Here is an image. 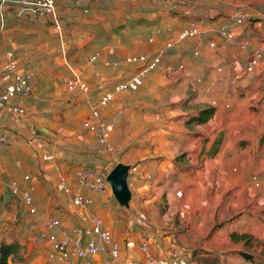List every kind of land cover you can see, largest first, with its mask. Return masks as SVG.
Wrapping results in <instances>:
<instances>
[{
	"label": "crops",
	"instance_id": "obj_1",
	"mask_svg": "<svg viewBox=\"0 0 264 264\" xmlns=\"http://www.w3.org/2000/svg\"><path fill=\"white\" fill-rule=\"evenodd\" d=\"M57 1L60 27L32 7L20 11L11 2L0 8V70L13 51L34 87L31 95L15 98L29 116L16 121L0 106V203L7 198L3 189L17 181L22 190L35 186L43 216L50 215L47 201L72 208L58 186L56 165L70 177L80 166L103 168V157L93 156L97 135L85 127L96 107L124 154L112 169L131 166L132 198L124 207L112 188L107 196L85 189L94 199L87 212L101 216L120 242L148 239L157 256L168 257L179 245L201 264H247V242L264 247V75L239 73L245 56L264 48V20L239 24L235 16L264 12V0ZM192 21L203 34L180 39ZM210 23L230 25L236 40L212 31ZM161 51V62L142 85L116 92ZM144 55L145 61L125 62ZM76 77L87 91L68 89ZM107 92H116L115 98L100 106ZM208 107L216 109L208 122L190 121ZM0 223L27 245L31 264L54 263L48 258L52 245L34 239L42 224L25 207L18 216H0ZM122 251L125 257L124 245ZM206 256L219 260L205 262ZM142 257L137 251L136 260Z\"/></svg>",
	"mask_w": 264,
	"mask_h": 264
},
{
	"label": "built area",
	"instance_id": "obj_2",
	"mask_svg": "<svg viewBox=\"0 0 264 264\" xmlns=\"http://www.w3.org/2000/svg\"><path fill=\"white\" fill-rule=\"evenodd\" d=\"M11 2H16L20 11L32 7L35 12L41 16L51 19L56 27H60V15L58 11L57 0H0V8H5ZM264 20V12H241L235 16L239 24L249 20ZM210 29L216 31L220 36L226 37L229 41L236 40L234 29L228 24L220 26L210 23ZM203 34V31L195 21L184 28L180 34V39H187ZM215 46V42L210 44ZM242 50L248 49V41L239 42ZM172 43L168 44V47ZM162 52L150 59L133 77L120 83L116 92H122L127 89H137L143 83L144 75L155 69L161 62ZM7 62L0 70V106L4 105L13 113L16 121L25 118L31 114V111L15 101L17 95L29 96L33 92V76L29 72H22L18 67L13 51L6 53ZM97 55L91 60L94 61ZM148 59L144 56H129L125 62H138ZM111 64V63H108ZM119 64V62L113 63ZM260 70L264 75V48L257 47L247 54L240 65L239 74H253ZM222 71V67H218ZM67 87L70 90L80 89L87 91L89 86L82 79L76 77L68 80ZM116 92H107L100 99V106H107L116 95ZM85 127L95 131L97 135V149L101 153H113L118 145L112 143L110 129L101 121L100 112L93 107L92 118L85 122ZM5 141L4 139H2ZM193 160V159H192ZM58 170V186L68 197L71 205L77 210L83 225L75 226L69 229L63 221L53 215L43 216L34 202L36 188L30 185L27 189L22 190L17 181L9 183L8 187L15 195H21L22 203L30 214L42 224V228L37 232L38 242L48 241L52 245L49 258L56 264H98V257L105 255L101 264H200L196 257L185 252L179 247H173L168 257L154 255L150 249V242L144 237L134 239H125L120 242L114 236L112 230L108 228L101 216L96 213H88V209L94 203V199L84 193L89 190L103 195L111 190V185L107 180L106 173L95 169L80 166L75 170L74 176L70 177L66 173ZM26 179L30 177L25 176ZM31 230H35V225H30ZM122 245L126 250L125 257L122 251ZM137 251L143 257L136 260Z\"/></svg>",
	"mask_w": 264,
	"mask_h": 264
},
{
	"label": "rangeland",
	"instance_id": "obj_3",
	"mask_svg": "<svg viewBox=\"0 0 264 264\" xmlns=\"http://www.w3.org/2000/svg\"><path fill=\"white\" fill-rule=\"evenodd\" d=\"M245 12L251 13V12H254V11L248 10V11H245ZM262 136H263L262 139H264V132L262 133ZM118 148L119 147H117V149L113 153H101V152L97 151V153L95 155H93V156L94 157H103V159H102V162L104 164L103 168L100 167L101 169L100 168L95 169V166L87 167V168L95 169L97 171H100V172L108 174L112 170V166L115 163L114 162V160H115L114 158L115 157L124 156L122 150H120ZM84 167H86V166H84ZM3 190L6 191L7 198L4 201L2 199V202H4V203H2V204L0 203V216H2V215L3 216L11 215L12 213H13L14 217L20 215V213L24 209L22 201L19 200L18 198H16V196H12V194H11V192H10L8 187H5ZM60 192H62V191H60ZM103 195L107 196V195H109V193L108 194L106 193V194H103ZM5 201H7V205H4L6 203ZM46 205L49 206L48 211H46V212L49 213L50 215H53V216H56V217L60 218L63 221V223L69 229H73L75 226H81L80 223L76 220V218H77V216H79V214H78L77 210L74 209L73 207L69 208L68 205L65 204V206H64L63 204H61L58 201L54 202V200L50 201L49 203L47 201ZM144 213H146V212H144ZM146 214H150V213H146ZM7 225H8L7 223H0V241L3 238H14L15 235H16V231L15 230H10L9 232H7L8 231V230H6L7 229L6 228ZM36 235H37V233L35 232L34 239L36 241H38L37 238H36L37 237ZM150 245H152L151 242H150ZM246 245H247L246 246V250H244L242 253H247V254H249L251 256V258L247 259L248 260L247 264H264V247L261 246V245H258L257 243H256V245L251 244L249 241L247 242ZM177 247H179L180 249L184 250L185 252H188V250H186L185 248H183V247H181L179 245ZM26 248H27V245H25V247H23L22 250H21L23 261L22 260L21 261L16 260V261H13L12 264H31L33 262L34 259H33V254L32 253L27 255V256H24L27 253L26 252ZM48 258H49V256H48ZM196 259L199 261V263L201 262L200 258H196ZM50 260H52V259H50ZM203 260L205 262L214 263V261L217 262L219 260V258L217 260L214 256H206V257L203 258ZM52 261L54 262L53 264H56V262L54 260H52ZM23 262H25V263H23ZM46 264H48V263H46Z\"/></svg>",
	"mask_w": 264,
	"mask_h": 264
},
{
	"label": "trees",
	"instance_id": "obj_4",
	"mask_svg": "<svg viewBox=\"0 0 264 264\" xmlns=\"http://www.w3.org/2000/svg\"><path fill=\"white\" fill-rule=\"evenodd\" d=\"M216 109L214 107L204 108L199 111V113L193 117H191V122H196L198 124H204L208 122L214 115ZM221 139H218V142ZM217 148H214L212 154L216 152ZM12 193V191L10 190ZM14 196L15 194L12 193ZM22 244L19 239L14 238H3L0 241V264H12L13 261L19 260L23 261L22 257ZM194 255V254H193ZM245 258H251V256L247 253H244ZM25 263V262H23Z\"/></svg>",
	"mask_w": 264,
	"mask_h": 264
},
{
	"label": "water",
	"instance_id": "obj_5",
	"mask_svg": "<svg viewBox=\"0 0 264 264\" xmlns=\"http://www.w3.org/2000/svg\"><path fill=\"white\" fill-rule=\"evenodd\" d=\"M130 169V165L117 163L107 175V180L111 185L115 198L124 207L130 206L132 198V192L128 183Z\"/></svg>",
	"mask_w": 264,
	"mask_h": 264
}]
</instances>
